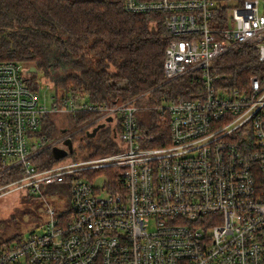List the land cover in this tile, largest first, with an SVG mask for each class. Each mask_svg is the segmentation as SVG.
<instances>
[{"label":"built area","instance_id":"built-area-1","mask_svg":"<svg viewBox=\"0 0 264 264\" xmlns=\"http://www.w3.org/2000/svg\"><path fill=\"white\" fill-rule=\"evenodd\" d=\"M123 2L128 13L162 16L166 82L192 74L193 90L149 107L167 121H141L151 91L90 103L0 61V167L21 176L0 196L54 185L70 194L68 213L50 208L40 233L0 242V264H264V79L238 90L213 72L242 45L264 65V0L232 6L224 23L220 0ZM82 113L96 117L54 142L38 134L48 116ZM107 130L116 153L90 158L87 145ZM42 154L53 160L44 169L33 163Z\"/></svg>","mask_w":264,"mask_h":264},{"label":"trees","instance_id":"trees-1","mask_svg":"<svg viewBox=\"0 0 264 264\" xmlns=\"http://www.w3.org/2000/svg\"><path fill=\"white\" fill-rule=\"evenodd\" d=\"M244 1L220 0L218 18L224 23L228 10ZM169 40L162 16L128 13L123 0H0V61L36 68L34 85L41 73L45 82L53 84L56 95L73 94L90 103H124L151 91L150 98L141 103L147 107L139 112L141 121H167L149 107L166 96L175 100L193 90L192 74L166 82ZM213 72L221 76L220 83L238 90H246L253 76L264 79L258 51L243 45L219 58ZM95 117L82 113L69 119L76 130ZM53 118L43 120L39 133L47 139L56 138ZM109 134L107 130L88 146L90 158L116 153ZM51 159L50 154H43L33 163L44 169L53 163ZM19 177L0 167V187Z\"/></svg>","mask_w":264,"mask_h":264},{"label":"rangeland","instance_id":"rangeland-1","mask_svg":"<svg viewBox=\"0 0 264 264\" xmlns=\"http://www.w3.org/2000/svg\"><path fill=\"white\" fill-rule=\"evenodd\" d=\"M28 76L33 78V73H28ZM38 76L41 81H43V74L39 73ZM48 94H51V92L48 91ZM52 95L54 94L52 93ZM60 95H62V93ZM69 117L70 116L66 115H56L52 119L54 120L52 123L57 129V133H54L56 138L62 134L64 129L72 130L75 128V124ZM41 131L42 129L38 134ZM49 140L50 142L55 141L54 139H52L54 141L51 139ZM80 145H82V143ZM88 146H90V144L87 145V149ZM94 182H96V187L104 186L103 179H95ZM50 208H52L58 216L68 213L70 209V194L66 188L59 189L57 185H54L40 192H31L29 195L17 190H12L1 195L0 242L16 243L19 240L30 238L33 234L40 233L48 221L49 215L47 211Z\"/></svg>","mask_w":264,"mask_h":264},{"label":"water","instance_id":"water-1","mask_svg":"<svg viewBox=\"0 0 264 264\" xmlns=\"http://www.w3.org/2000/svg\"><path fill=\"white\" fill-rule=\"evenodd\" d=\"M28 71L32 72V73L37 72L36 68H30ZM96 132H97V129L95 131H93V136L95 135ZM66 144L68 145L69 149L72 148L71 143L69 141ZM65 156H66V152L61 151V150H54V157L56 159H61Z\"/></svg>","mask_w":264,"mask_h":264},{"label":"bare ground","instance_id":"bare-ground-1","mask_svg":"<svg viewBox=\"0 0 264 264\" xmlns=\"http://www.w3.org/2000/svg\"><path fill=\"white\" fill-rule=\"evenodd\" d=\"M21 64V63H20ZM27 67V66H26ZM27 68H29V67H27ZM33 68V67H32ZM34 80V79H33ZM35 82V81H34ZM34 84V83H33ZM56 139V138H55ZM54 139V140H55ZM52 140V139H51ZM54 140H52V141H54ZM56 141V140H55ZM43 155V154H42ZM35 160V159H34ZM36 161V160H35ZM36 165V164H35ZM39 168H40V166H39ZM45 168V167H44Z\"/></svg>","mask_w":264,"mask_h":264}]
</instances>
